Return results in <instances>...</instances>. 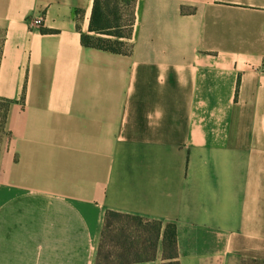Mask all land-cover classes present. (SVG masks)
I'll use <instances>...</instances> for the list:
<instances>
[{"label":"crops","instance_id":"1","mask_svg":"<svg viewBox=\"0 0 264 264\" xmlns=\"http://www.w3.org/2000/svg\"><path fill=\"white\" fill-rule=\"evenodd\" d=\"M93 6L0 0V264H95L108 210L264 262V0H135L129 54L82 43Z\"/></svg>","mask_w":264,"mask_h":264},{"label":"trees","instance_id":"2","mask_svg":"<svg viewBox=\"0 0 264 264\" xmlns=\"http://www.w3.org/2000/svg\"><path fill=\"white\" fill-rule=\"evenodd\" d=\"M134 9L135 0H94L90 33L82 35V43L116 54H129ZM160 243L163 264H180L176 224L108 210L95 264H154ZM247 262L264 264L256 260H242L240 264Z\"/></svg>","mask_w":264,"mask_h":264},{"label":"rangeland","instance_id":"3","mask_svg":"<svg viewBox=\"0 0 264 264\" xmlns=\"http://www.w3.org/2000/svg\"><path fill=\"white\" fill-rule=\"evenodd\" d=\"M127 14L129 13L127 12ZM127 18H128V15H127ZM7 109H8L7 103L0 100V159L2 156L3 149L5 147V144L7 143L9 139V133L6 127ZM247 264H252V263L247 262Z\"/></svg>","mask_w":264,"mask_h":264},{"label":"built area","instance_id":"4","mask_svg":"<svg viewBox=\"0 0 264 264\" xmlns=\"http://www.w3.org/2000/svg\"><path fill=\"white\" fill-rule=\"evenodd\" d=\"M33 23L36 24V25L42 24V18L34 19ZM261 70L264 71V57H263V66L261 67Z\"/></svg>","mask_w":264,"mask_h":264}]
</instances>
